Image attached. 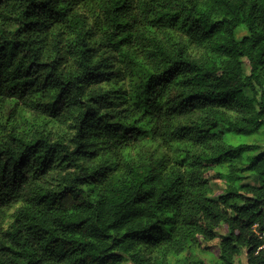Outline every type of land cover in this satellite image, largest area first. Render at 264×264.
<instances>
[{
	"label": "clouds",
	"instance_id": "obj_1",
	"mask_svg": "<svg viewBox=\"0 0 264 264\" xmlns=\"http://www.w3.org/2000/svg\"><path fill=\"white\" fill-rule=\"evenodd\" d=\"M204 2L0 0V61L16 52L12 69L21 72L11 82L0 75V216L6 221L0 223V264H151L145 258L154 255L157 241L191 253L185 241L193 229H179L191 219L186 205L170 193V201L157 204L153 194L162 186L141 183L150 170L173 178L187 172V164L178 169L168 159L181 143L199 138L191 159L207 160L227 140L233 152L221 160L235 191H242L245 175H264V164L242 171L253 156L232 143L246 136L248 150L264 160V96L241 92L248 81L235 67L241 52L255 56L253 40L264 39V0H226L224 31L216 35L207 31L212 24ZM244 36L248 41L240 43ZM16 41L27 43L13 49ZM194 49L219 50L223 63L210 67ZM34 59L48 66L33 65L32 74L23 75ZM249 79L253 85L259 79L264 91V69ZM218 115L226 120L212 128ZM201 129L220 138L205 139ZM138 195L144 200L130 212ZM73 219L82 223L70 225ZM247 219L232 226L243 235L221 245L219 264L264 262L258 231L264 219L241 228ZM226 220L208 226L215 230Z\"/></svg>",
	"mask_w": 264,
	"mask_h": 264
},
{
	"label": "trees",
	"instance_id": "obj_2",
	"mask_svg": "<svg viewBox=\"0 0 264 264\" xmlns=\"http://www.w3.org/2000/svg\"><path fill=\"white\" fill-rule=\"evenodd\" d=\"M118 2V0H117ZM123 5H119L116 7L114 11L119 12ZM253 7H256L253 5ZM228 4L226 0H205L202 5V10L205 14H209V19L211 21L212 26L208 28V32L212 35H216L217 32L223 33V22L227 20V16L225 13L227 12ZM175 15V13H173ZM219 17V19L217 18ZM219 25V28L217 27ZM27 27V23L25 25ZM19 32V29H17ZM249 37L244 36L243 40L240 43H244L248 41ZM5 43H8L7 41ZM27 42L16 41L12 42V48L18 49L22 44H26ZM264 39L257 37L253 40L251 47L256 50L255 56L249 55L245 56L243 52L240 53L241 59L237 62L236 68L239 69L236 72L237 76H242L244 80L248 81L247 84L244 85L243 88L240 89L241 92L244 91L245 88H249L252 92V99H255L258 95V87L260 84L259 79H257L256 84L253 85L251 83L250 77L256 74L257 68L264 69ZM4 45H0V48H3ZM219 49H224L225 44H219ZM203 49H194L193 54L197 58H202L207 56L208 63L210 67H217L223 63L222 53L217 51H212L209 49L207 53L202 52ZM16 52H12L11 55L8 52H5V58L0 61V75L4 77L6 82H11L13 80H17L21 75L20 68L17 66L16 69H12V62L15 58ZM25 58H27V53H25ZM247 59L251 65V73L250 76H246L242 66V60ZM33 65H36V69L39 70L42 67H47L46 63L38 64L34 59L31 63L28 64L27 69L24 70L23 75H31ZM11 70V72H10ZM229 69H224V74L228 75ZM208 75H215V73H207ZM47 79V78H46ZM24 83H28V81H24ZM16 84L12 83L11 87L16 88ZM264 96V91L261 90V95ZM264 111V109H262ZM221 120H226V117L222 115H218V117L211 121L212 128H216V126L220 123ZM138 126V125H137ZM230 124L226 121L225 128L229 127ZM201 134L205 139H219L217 136V132L212 131L211 129H201ZM210 133V134H209ZM183 140V137H180ZM39 141H37L38 143ZM198 143H201L200 139L197 138L196 141L187 144L185 146L184 143L179 144L176 147L175 153L173 156L168 157L169 161H174L175 165L178 169H183L185 165L188 166V171L184 173H180L177 171V174L173 178L172 175L161 176L160 173H156L152 175L151 170L149 175L145 177L141 183L145 185L147 188L149 184H160L162 188L157 189L156 193L153 195L158 197L157 204H159L160 199L168 202L170 201V196H178L180 201L186 205L188 208V215L191 216V219H185L182 224H179V229L182 232L187 233L189 228L193 229L190 233H187L189 238L185 241L188 247L191 249L200 246L201 241L210 242L212 241V237L222 236V239L219 242V247L221 251V245L232 239V236L235 235L237 239H239L243 233L237 232L232 227L235 223L242 220V218L247 215L248 219L244 221L240 226L251 227L256 225L258 221L264 219V175H255L259 178V185H252L249 183H240L239 188L242 191H235L232 188V180L233 177L230 175H221L218 174L221 178H226L228 180V185L225 190V193L221 195L218 199L212 198L210 195H206V192H211V186L209 179L207 178V171L210 165H215L218 167H223V162L221 157L224 156L226 159L230 158L229 153L233 152V149L230 146H227L228 143L225 140L226 147L220 149L219 154L213 155L209 157L207 160H203L202 158H198L197 160H192L191 156L195 155L194 149ZM240 148H244V155H252L253 160L246 165L245 171L246 173H254L255 168H259L260 165L264 164V160L257 161L255 159V154L250 152L248 149L250 146L246 145V143L238 144ZM203 155V150H202ZM178 157V158H177ZM255 165V168H254ZM71 165H66V167H70ZM198 167L199 172L192 171L193 168ZM237 179H241V177H237ZM243 179L247 180V175L243 177ZM151 191V189H148ZM203 190V191H202ZM134 201H136L137 208L129 209L130 212H135L138 209L139 204L144 200L143 196H135ZM243 200L245 203H233V201ZM223 203L227 205L226 208H221L219 211H214V209L219 208V205ZM228 208H231L233 212L237 213V215H229ZM225 216H228V220L225 221L224 224L219 225V228L213 229L208 226L210 222H218L223 219ZM35 220L36 218L33 217ZM5 217L0 216V223H4ZM70 225H79L82 221L71 220ZM203 225V227H201ZM206 228V231H205ZM231 229V232L229 231ZM140 229H135V231H139ZM223 230V232H221ZM43 231H48L45 227ZM258 231L264 233V223L259 224ZM224 233H228L225 235ZM129 233L125 232L124 236H128ZM255 238V233L253 237ZM55 239H60L56 237ZM123 239V238H122ZM258 239V238H257ZM167 241H157L154 243L153 248L156 253L153 256L145 258L147 260H151V264H166L168 253H177L181 254L185 251L178 250L175 247H167ZM110 247H112L110 245ZM236 246L233 245V248ZM253 247H250L247 251L252 252ZM108 255H115L114 250L110 251ZM223 257L219 256V260H222ZM28 264H32L31 261ZM179 264H199L198 262H190L187 259L182 260ZM219 264V262H218ZM257 264H264V262L257 261Z\"/></svg>",
	"mask_w": 264,
	"mask_h": 264
},
{
	"label": "rangeland",
	"instance_id": "obj_3",
	"mask_svg": "<svg viewBox=\"0 0 264 264\" xmlns=\"http://www.w3.org/2000/svg\"><path fill=\"white\" fill-rule=\"evenodd\" d=\"M203 53H205L204 50H202ZM207 53V52H206ZM242 66L244 73L246 76H250L251 73V65L249 60L243 59L242 60ZM258 95H261V90L258 89ZM247 137L246 136H237L232 140L233 144H242L245 143ZM228 143V141L226 140ZM218 174L225 175L223 167L215 166L211 171H207V178L209 179V182L211 184V193L210 195L212 198L218 199L221 195L225 193V190L228 185V180L226 178H221ZM246 183L252 184V185H259V178L257 176H253V179H247ZM223 232V230H221ZM221 239L216 240L215 242H205L201 241L200 246L193 248L191 253L184 252L181 254L177 253H168L167 254V260L165 261L166 264H179L182 260L187 259L190 262H198L199 264H218L219 260L217 259L219 257L220 253V247L219 242ZM203 245V246H201ZM156 253L154 252V255Z\"/></svg>",
	"mask_w": 264,
	"mask_h": 264
}]
</instances>
